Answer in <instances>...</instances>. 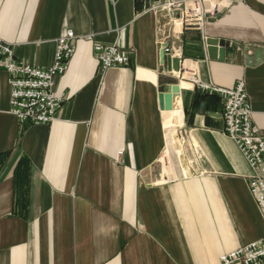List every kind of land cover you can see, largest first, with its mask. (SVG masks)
I'll list each match as a JSON object with an SVG mask.
<instances>
[{
    "label": "crops",
    "instance_id": "obj_1",
    "mask_svg": "<svg viewBox=\"0 0 264 264\" xmlns=\"http://www.w3.org/2000/svg\"><path fill=\"white\" fill-rule=\"evenodd\" d=\"M134 1L0 0V39L17 59L50 66L62 29L75 33L53 121L19 123L0 69V264H221L264 238L220 95L159 57L168 49L225 88L243 80L263 136L264 0H204L200 22L186 18L189 0H145L140 13ZM208 38L225 42L222 59L209 58ZM98 43L129 50L128 64L101 71ZM173 83L180 93L163 110ZM177 129L189 163L175 176L159 158Z\"/></svg>",
    "mask_w": 264,
    "mask_h": 264
},
{
    "label": "built area",
    "instance_id": "obj_2",
    "mask_svg": "<svg viewBox=\"0 0 264 264\" xmlns=\"http://www.w3.org/2000/svg\"><path fill=\"white\" fill-rule=\"evenodd\" d=\"M188 2L186 18L200 22L205 13L204 0ZM74 39L75 33L71 28L62 29L55 41L53 62L47 67L15 58L13 47L0 39V69L8 74L9 112L19 123L41 124L55 119L65 99L63 94L54 89L55 82L68 68L69 59L75 52ZM129 54V50L115 43H98L93 48L94 59L99 63L101 71L128 64ZM178 72L187 83L202 92L220 95L224 133L236 144L251 168L247 187L264 218V135L252 123L250 99L243 80H237L232 88H225L201 79L193 68L179 67ZM184 74H188L187 77ZM219 260L221 264H264V238L224 253Z\"/></svg>",
    "mask_w": 264,
    "mask_h": 264
},
{
    "label": "water",
    "instance_id": "obj_3",
    "mask_svg": "<svg viewBox=\"0 0 264 264\" xmlns=\"http://www.w3.org/2000/svg\"><path fill=\"white\" fill-rule=\"evenodd\" d=\"M145 0H135L134 10L136 13H140L143 9ZM207 44V55L212 59H222L223 49L225 42L219 39L208 38L205 40ZM159 57H161V62H165L167 66V71L172 72V70L177 71L180 67V58L174 57L169 54L164 48L160 50ZM164 90L159 94L160 108L163 110H169L172 107L173 99L177 97L180 93V86L177 83L167 84L164 86Z\"/></svg>",
    "mask_w": 264,
    "mask_h": 264
},
{
    "label": "rangeland",
    "instance_id": "obj_4",
    "mask_svg": "<svg viewBox=\"0 0 264 264\" xmlns=\"http://www.w3.org/2000/svg\"><path fill=\"white\" fill-rule=\"evenodd\" d=\"M182 81L184 80L182 79ZM175 137L177 138V140H175L173 146H170L168 148L167 153L162 152L159 161H161L160 165H162V167L165 163H171L174 169V175L176 176L177 174H183L181 167L186 166L187 163H189V160L186 156V146L184 145V141L179 129L176 130ZM175 148H179L181 150V154H177ZM159 172H161V169Z\"/></svg>",
    "mask_w": 264,
    "mask_h": 264
},
{
    "label": "bare ground",
    "instance_id": "obj_5",
    "mask_svg": "<svg viewBox=\"0 0 264 264\" xmlns=\"http://www.w3.org/2000/svg\"><path fill=\"white\" fill-rule=\"evenodd\" d=\"M188 74H184L185 77H187ZM181 86H187L188 84L185 81H182V79L180 80L179 83Z\"/></svg>",
    "mask_w": 264,
    "mask_h": 264
}]
</instances>
